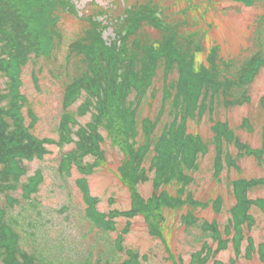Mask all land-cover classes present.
<instances>
[{
  "label": "trees",
  "instance_id": "trees-1",
  "mask_svg": "<svg viewBox=\"0 0 264 264\" xmlns=\"http://www.w3.org/2000/svg\"><path fill=\"white\" fill-rule=\"evenodd\" d=\"M237 1L263 8L255 30V50L247 59L236 63L221 58L214 48L207 57V66L195 69L194 55L203 51L202 37L184 32L185 23L179 19L168 21L167 16L156 17L148 2L128 5V9L123 7L116 13L111 9L109 23L103 24L96 15L105 14V10L93 8L91 13L86 10L87 15L77 17L71 0H0V194H6L7 208L18 202L10 193L19 186L23 200L36 202L30 196L39 188L41 173L37 171L23 183L21 179L27 174L25 162L43 158L49 144L59 147L73 142L74 148L62 157L60 169L69 171L74 165L83 175L91 174L99 160L104 159L102 131L124 155L119 173L131 192L132 207L125 211L99 212L95 208L97 199L90 195L85 177L79 179L86 217L94 226L108 233L118 216L130 219L142 214L150 221L161 216L165 208L196 206L198 203L190 195L182 199L184 186L191 180L183 169L195 167L199 153L206 152L207 143L187 133V121L213 115L220 108L249 103L250 86L264 67V0ZM63 15L78 18L83 29L68 44L64 65L59 67L55 62L63 43L60 29ZM104 27H111L113 34L108 42L101 37ZM39 60L50 64L51 75L63 82L56 140L38 138L33 133L37 116L21 91L22 69L28 63L37 66ZM36 70L40 72L41 66L32 72L38 87ZM159 80L157 87L155 82ZM158 89L162 96L157 113L151 118L142 117L144 103ZM79 99L82 101L77 110L71 112L69 108ZM87 113L90 121L80 125L74 115ZM163 116H168V121L159 128ZM242 125L248 127L247 120ZM212 130L217 144V173L223 168V139L238 149L239 156H253L264 166V129L260 149L241 143L225 123L216 121ZM88 156L93 157L92 163H84ZM146 160L150 161L149 168L143 167ZM227 163L235 166L229 155ZM149 170L155 172L153 190L150 197L143 199L136 186L147 181ZM170 183L183 184L175 197L162 190ZM258 187H264V178L239 179L233 183L235 204L230 209L225 232L229 234L234 229L231 241L236 255L244 238L243 226L250 229L253 223L251 207L264 208L263 200L248 198V191ZM220 205L221 201L216 200L215 209ZM7 208L0 207V264H56L40 253L32 254L21 248L16 231L18 222L6 216ZM186 221L187 225L197 223L191 215ZM199 226L204 234L202 239L210 236L217 241L214 251L207 242H202L201 250L194 253L195 262L203 263L210 254L225 249L228 239L221 238L216 223L203 222ZM150 230L155 234L151 227ZM127 231L128 225L122 233ZM122 239L121 235L115 240V250L124 252L127 258L118 264H141L138 252L123 249ZM246 239L245 255L249 258L254 245L250 236ZM259 251L263 260L264 244L259 246ZM82 264H92L91 253ZM93 264L111 262L98 257Z\"/></svg>",
  "mask_w": 264,
  "mask_h": 264
},
{
  "label": "rangeland",
  "instance_id": "rangeland-1",
  "mask_svg": "<svg viewBox=\"0 0 264 264\" xmlns=\"http://www.w3.org/2000/svg\"><path fill=\"white\" fill-rule=\"evenodd\" d=\"M77 17H83L86 10L91 13L93 8H102L105 14L98 13L97 19L109 23V11H121L123 7L135 3L150 4L152 13L160 19L167 16L185 23L183 29L196 37H202L203 51L194 55V66L198 69L207 66V57L214 48L224 60L232 59L240 63L247 59L255 50V30L263 16L261 5H246L237 0H71ZM94 5V6H93ZM128 9V7H127ZM93 14V13H92ZM91 14V15H92ZM170 17V18H169ZM107 20V21H106ZM264 23V21H263ZM60 29L63 43L58 52L55 65H64V55L68 44L83 29V23L78 18L63 15L60 19ZM264 33V26H263ZM102 39L109 41L113 37L111 27L101 30ZM264 36V34H263ZM264 38V37H263ZM36 70L37 84L33 79V68ZM53 66V65H52ZM50 64L41 60L37 66L28 63L22 69L21 91L28 99L37 122L33 133L38 138H58L57 125L61 115V98L63 82L55 80L49 71ZM173 78V76L171 77ZM160 80L155 82L158 87ZM250 101L229 109L220 108L213 115L205 114L202 118L187 121V133L199 136L207 143L205 153H199L195 167L184 168L183 173L191 180L184 186L182 199L190 195L196 206L185 204L176 209H163L161 216L151 218L138 214L133 218L118 216L114 218V228L108 233L102 232L86 217V203L77 181L85 177L90 195L97 199L95 208L101 213L111 210L125 211L132 207L131 192L122 181L119 167L124 155L117 145L106 138L101 143L104 159L89 175L80 173L74 165L69 171L60 169L62 157L74 148V143L47 145L48 153L41 159L25 162L27 174L21 182L34 175L37 171L42 175V181L36 193L30 196L33 201L23 200L20 186L10 196L18 200L11 208H7L6 194H0V207L7 208V217L16 220V231L20 235V246L29 253H40L56 264H82L92 255V264L96 258L109 260L118 264L127 258L124 252L115 250V240L122 235L123 249L138 252L141 264H264L260 258L259 246L264 244V208L252 206L249 213L253 223L250 229L243 226L244 238L240 244V252L236 255L231 241L234 229L229 234L225 232L231 218L230 209L235 204L233 183L239 179L264 178V166L259 165L253 156L238 155V149L223 139L221 159L223 168L216 172L217 144L212 126L216 121L225 123L241 143L251 149H260L264 129V67L259 70L250 86ZM162 93L158 89L154 97L147 98L141 116L153 117L158 110ZM82 99L77 100L69 110L75 112ZM80 125L90 121V113L74 115ZM163 116L159 128L168 121ZM247 120L248 127L242 125ZM27 122L29 119L26 120ZM153 153V152H152ZM235 160V166L228 165L227 156ZM264 158V155H263ZM93 157H85L84 163H92ZM146 160L144 168H149ZM155 172L149 170L147 181L136 186V191L143 198L151 196ZM180 184L170 183L163 186L170 196L175 197ZM9 196V194H8ZM248 198L264 201V187L248 191ZM221 205L215 209V201ZM197 220L195 225H187L188 216ZM216 223L222 239H228L226 248L216 255L210 254L203 263L195 262L194 253L202 248V242H207L211 251L217 247V241L210 236H204L199 225L201 223ZM128 225V231L122 233ZM154 231L153 234L150 230ZM247 236H250L254 252L251 257L245 255ZM204 240V241H202ZM205 252V250H204ZM204 252L202 255H204Z\"/></svg>",
  "mask_w": 264,
  "mask_h": 264
}]
</instances>
